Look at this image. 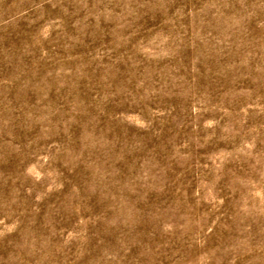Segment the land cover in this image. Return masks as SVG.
Wrapping results in <instances>:
<instances>
[{"label":"rangeland","instance_id":"374dc122","mask_svg":"<svg viewBox=\"0 0 264 264\" xmlns=\"http://www.w3.org/2000/svg\"><path fill=\"white\" fill-rule=\"evenodd\" d=\"M0 264H264V0H0Z\"/></svg>","mask_w":264,"mask_h":264}]
</instances>
